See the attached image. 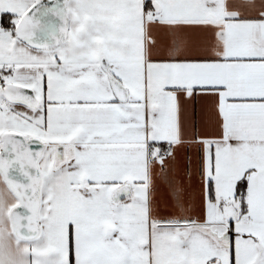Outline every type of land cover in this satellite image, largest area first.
<instances>
[{"label": "snow or ice", "instance_id": "1", "mask_svg": "<svg viewBox=\"0 0 264 264\" xmlns=\"http://www.w3.org/2000/svg\"><path fill=\"white\" fill-rule=\"evenodd\" d=\"M0 264H264V0H0Z\"/></svg>", "mask_w": 264, "mask_h": 264}]
</instances>
